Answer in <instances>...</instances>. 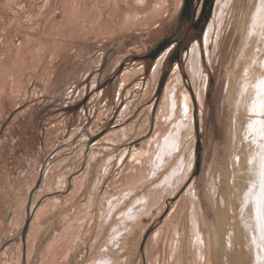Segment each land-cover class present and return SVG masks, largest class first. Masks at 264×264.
Instances as JSON below:
<instances>
[{
    "label": "rangeland",
    "instance_id": "1",
    "mask_svg": "<svg viewBox=\"0 0 264 264\" xmlns=\"http://www.w3.org/2000/svg\"><path fill=\"white\" fill-rule=\"evenodd\" d=\"M181 1L0 0V264H264L254 197L264 127L253 143L245 98L264 65L251 76L242 65L245 23L264 3L220 12L219 0L194 75L193 52L173 65L145 55ZM189 113L193 128L180 125L163 163L157 140Z\"/></svg>",
    "mask_w": 264,
    "mask_h": 264
},
{
    "label": "bare ground",
    "instance_id": "2",
    "mask_svg": "<svg viewBox=\"0 0 264 264\" xmlns=\"http://www.w3.org/2000/svg\"><path fill=\"white\" fill-rule=\"evenodd\" d=\"M258 8L260 9L259 6H256L255 10H253V11H255L254 12L255 20L252 21V23L249 26V37H248L249 39L247 38V42H246L247 53L244 55V60H243V64H242L244 66L245 70H246V73L250 72V76L252 74L253 68H254V70L256 68V70H255V73H256L257 68L260 67V64H261L262 61H263V63L261 65H264V58H263V60H261V58L255 59L254 63L256 65L253 62L250 61L252 53L253 52L255 53V50H256V48L258 46L257 45L258 39H262L261 36L264 33V29H262V27L264 28V4H263V7L260 10ZM259 25H260V28H259ZM262 40H263L262 42L264 43V38ZM263 54H264V49H263ZM263 57H264V55H263ZM251 63H252V65H251ZM191 69H192V72L197 70V61H196V57L195 56H194L193 60L191 61ZM263 69H262L261 72L260 71L258 72V77L257 78H256V75H255V80L256 81L254 80L255 83H254V85H252V88H251V86H249V87L247 86L248 89H247V94L245 96V98L248 97V96L252 97L251 102L248 103L249 105L247 107V111L250 112L251 114H253V113L257 114V115L253 114L254 115L253 119H251V121L248 122V124H247L248 125L247 126L248 132H252V137H253L252 142L253 143L258 141V139H259L258 137H259L260 133L263 131V127H264V124L259 123L260 121H264L263 118L259 115L264 110V101H263V96H264V78L262 77ZM260 88H261L262 91L260 90ZM166 100H168V107H167L168 111H170V113L172 112V114H176L177 113V107H178V98L176 96V91L174 89H172L171 92L168 94V98ZM184 107L186 108V106H184ZM184 107H182V110H183ZM183 114L187 115V108H186V111L184 110ZM166 116L167 115H165V117ZM188 118L189 119L191 118V114L190 113L187 116V120H184V119L177 120V122H176L177 129L173 127L168 133L164 134L161 137V139L159 138L157 140L158 141V149L160 150L159 153L157 154V155H159L158 158L160 159V154H165L163 163L168 158V155L170 154V152H172L174 149H177L178 146H179V140H180V136L179 135H180V133H178V132L180 131V125L190 129V125L191 124H190V120ZM162 138H164V141H162ZM260 148H261V152L264 151V147L263 146H261ZM257 152H259L258 149H257ZM261 152H259L260 154H258V157H259V160H260V167H259V174L257 175V177H258V183L260 182V185H259L260 190L255 191L254 197H255V202L256 203L262 196H264V192H262V190H261V181H262V178H264V177H262V173H264V170L262 169V166H261L262 162H263V159L261 158ZM257 160H258V158H256L255 156L249 158V161H251V162L253 161L252 168L255 167V171L258 169V168L256 169ZM184 163L185 162L182 159L178 163L177 168L172 169L164 177V180L166 181V184H165L164 187H168V183L170 181H172V179L174 178V174L176 172L180 173V171L182 169H184V167L187 165V164H184ZM259 187H258V189H259ZM150 198H148L147 201H146L147 203H149L148 207L146 206L147 208H149V206L151 204L150 200L155 198V194H153L151 199ZM126 221L124 220V222H122V224L123 223H128ZM130 223H132V222H129V224ZM136 223L138 224V222H136ZM136 223H135V225H136ZM129 224H126V226H124L123 230L119 231L118 233L116 232V234H117L116 238H118V236H119L118 239H121V238L124 239V237H126V234H128L127 232H129ZM109 260L110 259H108L106 257L105 258L103 257V258L99 259L97 264H108Z\"/></svg>",
    "mask_w": 264,
    "mask_h": 264
},
{
    "label": "flooded vegetation",
    "instance_id": "3",
    "mask_svg": "<svg viewBox=\"0 0 264 264\" xmlns=\"http://www.w3.org/2000/svg\"><path fill=\"white\" fill-rule=\"evenodd\" d=\"M219 0H182L180 6L175 14L174 25L172 26V31L168 35L163 36L162 39L156 40L150 48L145 53L146 56L153 57L156 56L157 59L169 61L172 65L175 64V60H180L183 55L184 58L191 52H193L192 59L194 56L197 61V70L192 72L194 75L199 74V57L202 58V54L209 59V46L206 44L210 43L211 32L215 25L216 8ZM229 0H226L222 6L221 11L228 5ZM255 12V11H254ZM251 20L245 23V41L249 36V26ZM207 40V43H206ZM243 41V42H245ZM196 47V49H195ZM246 47V45H244ZM199 56V57H198ZM156 59V60H157ZM174 59V61H171ZM178 64L176 63V66ZM178 67V66H177ZM191 68V67H190ZM192 70V69H191ZM226 72L228 68L225 69ZM241 71H239L240 74ZM236 76L237 82V93L235 94V87L233 88V100L238 98L239 84L238 76ZM228 86V84H227ZM227 88V87H226ZM191 114V113H190ZM190 129L193 128L195 123L194 118L191 115ZM228 174L230 170L227 171Z\"/></svg>",
    "mask_w": 264,
    "mask_h": 264
},
{
    "label": "snow or ice",
    "instance_id": "4",
    "mask_svg": "<svg viewBox=\"0 0 264 264\" xmlns=\"http://www.w3.org/2000/svg\"><path fill=\"white\" fill-rule=\"evenodd\" d=\"M262 3H264V0H262ZM186 111V109H185ZM264 114V113H262ZM259 123L264 124V121H260ZM238 159V158H237ZM251 163V161H249ZM262 168H264V163H262ZM262 177H264V173H262ZM261 190L264 192V178H262L261 181ZM255 213H256V220H257V226L259 228L260 232V241L261 244H258L257 247H261V245H264V196H262L256 203V208H255ZM253 242L255 243L256 237H252Z\"/></svg>",
    "mask_w": 264,
    "mask_h": 264
},
{
    "label": "water",
    "instance_id": "5",
    "mask_svg": "<svg viewBox=\"0 0 264 264\" xmlns=\"http://www.w3.org/2000/svg\"><path fill=\"white\" fill-rule=\"evenodd\" d=\"M29 223H30V218H27V222L25 224V227H24V231L27 229V227L29 226Z\"/></svg>",
    "mask_w": 264,
    "mask_h": 264
}]
</instances>
